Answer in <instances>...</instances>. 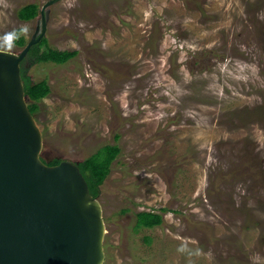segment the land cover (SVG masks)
Returning a JSON list of instances; mask_svg holds the SVG:
<instances>
[{
	"label": "rangeland",
	"instance_id": "1",
	"mask_svg": "<svg viewBox=\"0 0 264 264\" xmlns=\"http://www.w3.org/2000/svg\"><path fill=\"white\" fill-rule=\"evenodd\" d=\"M47 0H0L18 52ZM36 41L76 50L29 67L50 93L42 159L119 152L100 185L102 264H264V0H59ZM38 23V24H37ZM33 44V45H34ZM162 223L135 229V214Z\"/></svg>",
	"mask_w": 264,
	"mask_h": 264
},
{
	"label": "water",
	"instance_id": "2",
	"mask_svg": "<svg viewBox=\"0 0 264 264\" xmlns=\"http://www.w3.org/2000/svg\"><path fill=\"white\" fill-rule=\"evenodd\" d=\"M18 52L0 49V264H102V206L76 162L50 165L40 156L42 132L28 109L20 62L45 31Z\"/></svg>",
	"mask_w": 264,
	"mask_h": 264
},
{
	"label": "trees",
	"instance_id": "3",
	"mask_svg": "<svg viewBox=\"0 0 264 264\" xmlns=\"http://www.w3.org/2000/svg\"><path fill=\"white\" fill-rule=\"evenodd\" d=\"M38 13V5L36 3H28L18 8L16 15L20 20L26 21L35 18ZM27 41L28 40L22 35H16L13 42L16 46L21 48ZM40 41L45 43L46 39L40 38L39 42ZM39 46L41 45L38 43L31 45L26 56L20 62V76L24 95L28 99L27 106L32 115H35L39 110V101L50 93V86L45 79L38 82H32L30 75L28 74L29 67L39 62H53L56 64L64 63L77 53L76 50H58L50 47H46L41 51ZM0 49L8 50L3 48ZM118 152L119 148L116 145H104L98 148L89 157L76 162L79 171L87 183L89 193L93 197L98 196L100 185L103 184V181L109 173L110 164L115 159ZM61 160L62 159L59 158H53L48 164L54 165ZM135 217V229L151 228L162 223L161 214L153 211H139L135 214Z\"/></svg>",
	"mask_w": 264,
	"mask_h": 264
},
{
	"label": "flooded vegetation",
	"instance_id": "4",
	"mask_svg": "<svg viewBox=\"0 0 264 264\" xmlns=\"http://www.w3.org/2000/svg\"><path fill=\"white\" fill-rule=\"evenodd\" d=\"M40 19H41V16H40V14H39V22H38L39 24H40ZM38 23H37V24H38ZM52 159H53V158H52ZM52 159H43V160H44V161H46V160H47V161H49V162H50Z\"/></svg>",
	"mask_w": 264,
	"mask_h": 264
}]
</instances>
